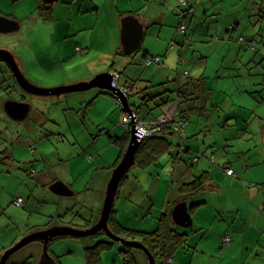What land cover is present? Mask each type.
I'll use <instances>...</instances> for the list:
<instances>
[{"label":"rangeland","instance_id":"rangeland-1","mask_svg":"<svg viewBox=\"0 0 264 264\" xmlns=\"http://www.w3.org/2000/svg\"><path fill=\"white\" fill-rule=\"evenodd\" d=\"M0 1L11 3V0L10 2L9 0ZM29 1L26 0L25 2ZM228 1L230 2L229 4H225L224 7L220 8L222 3ZM249 1L236 0L234 3V0H219L216 4L217 8L212 11L219 22L209 21L207 23L205 31L208 28L212 32L209 35H204L205 40H207L205 44H209L210 39L216 33H220L222 36L232 21L240 22L244 26L247 17L245 16V9ZM240 2L241 5L239 6ZM250 5L251 3H249V7ZM27 7H30L29 4ZM17 9L22 12L25 10V5H19ZM28 22L29 24L24 22L25 26L21 33L16 32L12 35L2 37L0 48L13 51L22 69L21 61L27 64V73L23 69L26 76L34 84L43 88H54L80 82L78 79L84 78L87 75L85 71H82L87 66V60L91 59L94 62L101 51H106L104 50L105 45H109L112 39L108 31L99 28L93 36H86L85 39H87V42L93 43L92 55H88L87 60L83 61L78 58L79 54H75L78 56L76 58V64L80 61L83 64L79 68L80 71L75 70L78 71V75L73 76L74 73L68 67V64L65 67L62 65L65 59L63 56L60 58L59 51L62 50L56 47V45H60L56 36L52 38L53 42L51 44L50 33L45 32V29L39 30L37 27L33 28L32 20L31 22L28 20ZM250 25L253 24L250 23L248 27H251ZM204 26L205 23L200 29H203ZM178 30L179 34H181L179 36L181 40L179 42L177 40V44L179 43V45H176L177 47L175 46V49L174 47L169 50L167 49V58L164 67L169 69L170 72L174 71L173 73L180 75L181 78L182 76L187 77L185 71L191 74V78L197 77V79H201L205 77L207 79V77H216L221 68L220 60L226 57L229 59L227 49L219 48L217 45L212 46L208 49L211 56L202 59L201 57L203 55L206 56L199 47L202 43L199 42V44H196L195 49L198 52L196 54L194 48H189V44L187 43L190 40L189 37H186L181 29ZM202 37V35L197 34L196 41H202ZM173 39L172 37L171 40ZM257 39L259 40V38ZM43 41L49 47L44 52L39 48V45L41 46ZM73 41H68L66 45H71V43L72 45H76ZM258 43L260 42L258 41ZM147 44L145 43L143 46L146 48ZM181 44H183L182 48ZM56 48L57 52L53 50ZM180 49L183 54L180 52ZM141 54L134 55V58H137L133 66L136 70V77L139 72L144 71L145 75L155 76L156 70L153 69V66L156 65L150 67L145 65L146 62H144ZM207 60L210 61L208 68L206 67ZM112 62L113 60L106 64L105 61H101L87 67H90L89 69L95 76L101 72L111 70L112 67H118L113 66L111 64ZM144 78L147 79V77ZM171 78L176 79V76L173 74ZM210 81L212 82V80ZM165 82L169 81L165 80ZM163 83V78L160 76L158 82H156L157 88L168 86L159 85ZM11 85L13 86V91L9 96L8 92ZM202 85L204 87L205 83ZM95 92L98 91L92 89V91L68 93L53 98L34 97L25 93L17 85L8 68L3 63L0 64V174L2 176L4 175V177L6 176V179H1L2 176H0L1 195L3 198V201L2 199L0 200V226H2L0 229V256L36 230L48 228L53 225H68L81 228L85 227L89 221L92 223V226L98 219L100 214L97 215L96 212H98L103 203V198H101L103 193L99 188L106 190L107 187L102 170L98 169L94 172L96 174V176L94 175V180H92V172L95 168L105 167L107 169L105 174H108V178H110L114 170V164L120 155V146L114 143L112 137L117 135L116 137L122 138L126 134V127L122 124L121 116L124 115V112L120 105H118V102L112 106L110 101L101 96H97L92 100V95H95ZM132 94H136L135 91ZM23 95L27 96L28 100H32L34 109L26 120L17 122L6 114L4 103L2 102L8 100L7 98L19 100L20 96L22 98ZM130 103L141 106L142 100L138 95H135L131 96ZM171 106L172 103H165L155 109H159L157 110L159 114L168 113L167 111ZM227 109L225 108L224 110L226 111ZM150 112L151 109H149L148 105H143L142 113L149 114ZM50 113L57 118L54 120L55 125L45 120V117L50 119ZM102 133L108 139L106 137L101 140L98 139V135ZM32 148L36 150L37 156H35ZM263 148L264 145L259 149L263 150ZM9 149V153L6 154ZM89 149L90 152H88ZM83 155V158L86 160L89 158V155H92L94 160L90 156V159H88L89 164L81 161V165H77L75 170H73V179L65 181L64 178H61L64 182L69 183V185H73L74 194L72 196H60L53 193L51 186L54 182H50L47 188L40 183L39 178L42 172L47 171L48 176L52 179L56 176L60 177L63 174L62 171L67 161L74 157L76 159H82ZM209 155L211 154L209 153ZM164 161L158 162L157 165H154L148 170L135 167L129 173V179L121 189V193L114 207L117 210L116 215L119 221L125 227L145 232H152L157 228L164 210L166 196L160 191L157 194L154 191L161 181V184L170 188V181L168 179L170 165L168 169H165L166 163ZM224 161V158H217L215 164L212 165L217 166L215 167L217 170H221V168L223 169L222 165L225 163ZM13 165H17L19 170H15ZM194 166L197 171L199 167ZM144 171L152 177V184L156 180L154 188L150 186V190L148 187L146 188L145 179L142 178V172ZM175 171L177 172V169ZM158 173L161 177L158 176ZM262 179H264V173ZM177 180L182 181L179 175H177ZM215 181L218 184L220 183L219 185L222 187V190L218 191L217 189L210 188L204 194L192 197L191 200L186 197L182 200L183 202L193 201L194 203L206 201L202 206H213L218 212H215V218H212L213 221L209 220V217L202 218L203 221L201 222L204 223L202 226H205L203 228H200L202 226L196 223L192 227L184 228L173 221L172 224L179 232H188L189 234L187 245L176 252L177 257L174 264H221L220 258L223 256L221 253L229 245L223 246L222 243L216 245L217 241L214 237L217 233L216 231L220 229L223 233L227 234L229 232L228 234L234 239L226 252H232L235 246L237 248L242 244L246 248L247 245H252L248 243L246 245L239 240L235 241V236L239 230L237 224L234 229L229 228L228 221L231 222L232 218L228 215V212L234 208L237 209V205L242 202V196L238 193L237 189L231 190L229 187L225 188L226 186L220 180ZM243 181L241 184L245 191L248 189V193H250L249 190H254L252 189V184L249 182L250 180ZM246 181L248 182L247 184L245 183ZM245 185L249 188L244 187ZM29 189L34 190L33 192L31 190V193ZM241 192L245 193L243 191ZM17 196H21L25 200L26 204L24 207H17L13 204ZM218 196L223 197L220 198ZM245 201L248 202L249 200ZM7 205L9 206L7 207ZM6 207L10 213H7V211L4 212ZM173 209L174 206L169 209L170 214H172ZM238 213L239 211L237 215ZM249 214L247 218L249 219L250 232L258 237V242L251 246L254 247L253 254L248 255L251 258L244 257L240 263L264 264V214L262 213L261 216L255 215L251 210ZM94 215L96 220L93 222L89 217H93ZM10 216L13 218H10ZM262 216V219H258ZM256 220H259L258 223H256ZM11 234L12 237H10ZM16 236L20 238L13 241ZM102 240L109 241L105 237L104 239L100 237L61 238L51 245L50 253L56 258L58 264H87L85 248ZM128 240L140 241L141 238L138 236L137 238H128ZM207 248L215 253H208L209 250ZM42 250V242L31 243L16 252L10 258L9 264H17L20 260L23 261V264L27 260V264H39ZM195 250H197L196 255ZM203 250H206V252L203 253ZM132 254L136 257L138 264H149L143 251L134 249ZM124 259L123 253L121 252V245L118 243H114L102 254V264H125ZM223 261L224 264H239L238 260L237 263H234V260L227 262L223 259Z\"/></svg>","mask_w":264,"mask_h":264},{"label":"crops","instance_id":"crops-1","mask_svg":"<svg viewBox=\"0 0 264 264\" xmlns=\"http://www.w3.org/2000/svg\"><path fill=\"white\" fill-rule=\"evenodd\" d=\"M25 1L26 0H11V3H8L7 1H0V15L14 20L19 24V29L13 32L3 33L0 31V42L1 38L4 36L12 35L16 32L21 33L25 26L24 22L29 24L28 20H30V22L32 20L33 28L37 27L39 30L45 29V32L50 33L49 36L51 44L53 42L52 38L56 36V39L60 44L56 45V47L62 50H58L60 58L63 56L65 59L63 60L62 65L65 67L68 64V67H70L71 71L74 73L73 76H76L78 75V71H80L79 68L83 64L80 60H87V56L92 55L93 51V43L87 42V39L85 38L89 35L93 36L96 33V30L99 28L101 30L108 31V33L112 36V39L109 45H105L104 50L106 51H101L100 55L97 56V59H95L94 62H92L91 59L87 60V66L101 61H105L106 64H108L113 60L111 64L118 67H116L117 69L112 67L111 72L120 75L119 83L122 85H130L133 81L137 80V89H145L151 85L155 86L156 82H158L159 77L161 76L164 82L165 80L170 82L168 85L169 90H176L178 85L173 83L174 79L171 78L173 74L176 76V79L181 81L179 85H182V82L185 83L190 80V82H193L192 85H190V90H188V92L192 93L196 90V93H200L199 109H194V103L182 104L180 101H178L181 100V98L179 99L177 92H171L170 94L168 93V95H166L167 93L162 94L163 98L168 97L170 99L169 103H172L171 108H169L167 111L168 113L159 114L157 112L159 109H155L157 108L155 102L158 100H153L152 102L148 103V107L151 109V112L149 114L142 113L141 115V119L144 124L147 127L152 128L155 123L178 121L180 117L179 110L187 111V113L189 112L183 129L175 130L176 133L173 134V141L175 143L183 142L188 148L189 151L185 154L183 159L192 160L199 155V159L195 158V162L192 161L189 166H187L184 161L177 163L175 179L177 180V175H179L183 182L177 180L178 184L173 186L171 185L170 178L169 188L166 185L161 184V181L157 185V188L154 192L157 194L158 191H160L164 196H166V201L164 204L165 210L167 201L176 199L178 195L176 188H178L180 185L191 182L195 179V177H198L205 172H208L211 175V181L208 183L205 191H208L210 188L217 189L218 191L222 190V187L219 185L220 183L218 184L215 180H220L222 184L226 186L225 188L229 187L231 190L237 189L238 193L242 196V202L237 205V209L234 208L228 212V215L232 218L231 222L228 221L229 228L234 229L237 224L239 226V230L235 236V241L239 240L246 245L247 243L252 245H247V249L242 244L237 248L235 246L232 252H226L234 240L232 239L231 235L228 234L229 232L226 234L220 229L216 231L217 233L214 238H216L217 241L216 245H220V243H222L223 246L229 245L221 253L223 255L220 258L221 264H224L223 259H225L227 262L234 260V263H237L238 260L239 264H241L240 261L244 257L251 258L248 255L253 254L254 247L251 246H253V244H257L258 237L254 233L250 232V227L248 224L249 219L247 217L250 213V210L254 212L255 215L261 216L262 213L264 214V179H262V175L264 173V148L263 150L259 149L264 145V17L263 15L259 16V0H250L248 2L245 9V16L247 17L245 19L244 26H242L240 22L232 21L229 24L227 30L224 32L225 35L223 34L221 36L220 33H216V35L210 39L209 44H205V41L207 40H205L204 35H209L212 31L208 28L205 31V28L209 21L216 23L219 22L212 12L217 8L216 4L219 0H181L182 2L179 0L180 4L178 0H55L52 2L51 0ZM235 1L236 0H234V3ZM229 3V1L222 3L220 8ZM249 3H251L250 7ZM28 4L30 6L29 8L27 7ZM19 5H25V10L22 12L19 11L17 9ZM240 5L241 2L239 3V6ZM40 6L44 7L45 12H50V17H46L40 13ZM127 16H133L137 18L144 26V38L138 52L121 55L120 51L124 52L122 45V22ZM181 20H184L185 24L187 25L188 34L193 36V40H188L189 42H187L189 44V48H191V46L195 48L196 44H199V42L202 43L199 47L201 51L206 54V56L203 55L201 57L202 59L209 58L211 56L208 49H210L212 46L217 45L219 48L221 47L222 49H227L229 59L226 57L220 60L221 68L218 71L219 73L216 77H207V79L205 77H202L201 79H197V77L191 78V74L185 71V73H188L187 77L182 76L181 78L180 75L173 73L174 71L170 72L169 69L164 67L167 58V49L169 50L172 47L175 49L177 47L176 45H179V43L173 45L172 41L174 39L176 41L178 40V42L181 40V38H179L181 34H179L178 30L180 26L179 24L181 23H177L181 22ZM204 23L205 26L203 29H200ZM250 23L253 25L248 27ZM197 34L203 36L201 38L202 41H196ZM172 37L174 38L173 40H171ZM241 37H244L248 43L257 42L258 45L255 49H252L253 45L251 46L250 44L247 45L240 42ZM257 38H259V40ZM70 40H74L73 42L76 45H72V43L71 45H66ZM258 41L260 43H258ZM145 43H148L146 48L143 46ZM45 44L46 43L43 41L42 45H39V48L42 49L41 51L43 52L49 49V47H47L48 45ZM182 47L183 44H181V48ZM57 48L53 50L57 52ZM180 52L182 53L181 49ZM195 53H198L197 50ZM75 54H79V57ZM136 54H141L144 62H146L148 57L158 56L162 58L161 63H154L151 65H156L153 66V69L156 70L155 76L145 75L144 71L139 72L136 77V70L133 68L135 61L137 60L136 57L134 58V55ZM231 54L233 55L231 56ZM77 57L80 59L78 64H76ZM209 62L210 61L207 60V68L209 67ZM21 64L27 73V64H24L22 61ZM87 66L82 70L87 73L86 77L78 79L79 81H85L94 76L92 71L89 69L90 67ZM144 77H147V79ZM210 80H212L214 85ZM203 83H205L204 87L202 85ZM165 89H167V87H162L160 91L156 90L155 88L150 90L148 89L146 91L162 92L165 91ZM97 96H99V94L98 92H95V95H92V98L94 99ZM101 97L110 101L112 106L118 102L115 97L108 95H101ZM178 102L180 105H176ZM118 105H120L119 102ZM225 108L228 109L225 111ZM124 115L121 116V120L123 119ZM49 118L50 119H47L45 117V120L55 125L54 120L57 118L54 115H51V113L49 114ZM98 136V139L100 140L104 137L108 139V137L103 133ZM33 152L35 156H37L35 149ZM88 152H90V149ZM209 153L211 155H209ZM90 156L92 157V155H89L88 159H90ZM83 157L84 155L82 156L83 160L76 159V157H74L66 162V165L62 171V176L64 177L56 176L52 179L48 176L47 171L42 172L39 178L40 183L45 185L47 188V185L50 182L55 183V180L58 181L59 179L63 181L61 178H64L65 181H68L69 179H73V170H75L77 165H81V161L87 164L90 163L88 159L86 160ZM217 158L225 159V163L222 165V167L224 169V167L227 166L228 168L233 169L234 174L232 176L227 175L225 173V169L223 170L221 168L222 171L217 170L215 168L217 166L212 165L215 164ZM91 159L94 160V157ZM161 161L166 163L165 169H168L171 162V156L165 155ZM193 163L196 165V167H199L197 171ZM13 167L15 170H19L17 165H13ZM98 169L102 170V175L107 187L110 178H108V174H105L107 171L105 167L95 168L92 172V180H94V175L96 176L94 172ZM197 172L198 174L196 175ZM142 173V178L145 179L144 182H146V188L148 187L149 190L150 186L154 188L156 180L154 184H152V177L150 174H147L146 171ZM0 176H2V174H0ZM158 176H160L159 173ZM2 178L6 179V176L4 177L3 175L1 179ZM243 180H250L249 182L252 184V189L254 190H249L250 193H248V189L245 191L241 184L244 182ZM245 183L247 184L248 182L246 181ZM66 184L71 187L72 190H74L73 185H69V183ZM244 187L249 188L246 185ZM99 189L102 190L101 192L103 193V196L101 198L104 199L105 190L102 188ZM1 190L2 188L0 187V200L2 199L3 201ZM31 190L33 192L34 189H29V192H31ZM240 190L245 193H242ZM218 197L222 198L223 196ZM245 200L249 201L247 202ZM8 206L9 205H7V207ZM204 206L199 207L195 213L192 214L194 223L198 225L200 224L199 226L204 224L201 222L203 221V217H209V220L213 221L212 218H215V212H218V210L213 208V206ZM7 207L4 209V212L7 211V213H10ZM217 207L219 208L218 205ZM100 211L101 207L99 208L98 212H96L97 215L100 213ZM238 211L239 213L237 215ZM10 218L13 217L10 216ZM89 218H91L93 222L96 220L95 215L93 217L90 216ZM262 218L263 216L258 219ZM258 221L259 220H256V223H258ZM1 227L2 226H0V229ZM203 227L205 226L200 228ZM227 236L231 238V242L229 244H224L223 239ZM10 237H12V234ZM19 238V236H16L13 241L18 240ZM196 252L197 250H195V255ZM202 252L205 253L206 250H203ZM209 252L212 251L209 250L208 253ZM212 253L214 254L215 252ZM176 255L177 253L173 257L172 264L175 263V259L177 257ZM19 262L22 261L20 260Z\"/></svg>","mask_w":264,"mask_h":264},{"label":"water","instance_id":"water-1","mask_svg":"<svg viewBox=\"0 0 264 264\" xmlns=\"http://www.w3.org/2000/svg\"><path fill=\"white\" fill-rule=\"evenodd\" d=\"M55 1V0H51ZM19 29L18 22L0 15V31L3 33L13 32ZM144 26L139 20L133 16H127L122 22V45L123 50L127 54H132L139 50L144 38ZM0 62L5 63L9 67L12 75L15 78L17 85L28 95L34 97H59L68 93L87 92L92 89H100L104 92H110L117 97V100L125 114L132 117V124L130 129V140L125 153L119 164L114 168L108 181L105 190V197L101 206V211L96 222L88 228H77L68 225H53L45 229L37 230L13 247L9 248L0 257V264H8L10 258L25 246L34 243L42 242L43 250L39 264H57L56 259L49 251L51 242L61 238H86L104 232L108 238L120 245H127L139 248L143 251L148 259L149 264H157L155 256L141 241H129L115 234L110 226L109 219L115 207L116 200L119 196L120 185L123 177L128 175L135 167L137 161V154L140 144L143 141V136L136 128L135 120L137 113L142 115V106H136L130 103L131 96L136 94L126 92L123 87L119 86V78L116 79V74L111 70L101 72L93 78L80 81L73 84L61 85L54 88H43L34 84L24 73L21 65L17 59L16 54L10 49L0 48ZM118 76H120L118 74ZM119 84V85H118ZM34 105L29 102H21L17 100H8L4 103V110L6 114L14 121H24L31 114ZM51 191L60 196H72L73 190L63 181H56L51 186ZM172 219L177 225L187 228L194 225V220L189 211L188 202H180L172 210Z\"/></svg>","mask_w":264,"mask_h":264},{"label":"trees","instance_id":"trees-1","mask_svg":"<svg viewBox=\"0 0 264 264\" xmlns=\"http://www.w3.org/2000/svg\"><path fill=\"white\" fill-rule=\"evenodd\" d=\"M182 1H185V0H182ZM258 5H259V16L263 15V17H264V8H263L264 0H259ZM39 10H40V13H42L44 16L50 17V12H45L43 6H40ZM182 25L186 28L184 35L186 37H189V39L192 41L193 36L188 34L187 25L185 24L184 20L181 21L179 29ZM240 42L247 44V45H249V44L253 45V49H255L256 46L258 45L257 42L248 43V41L245 40L244 37L240 38ZM172 44L173 45L177 44V41L174 39L172 41ZM192 48H194V47L191 46V49ZM139 50H137V52ZM120 54L121 55H127V53H125L123 51H120ZM155 57H158V56H155ZM149 58H154V57H148L147 59H149ZM187 75H188V73H187ZM174 81H176L175 83L178 85L176 90H172V89L169 90L168 86H166L167 89H165V91H162V92L146 91L148 89L150 90L153 88L160 91L162 87L157 88L156 85L155 86L151 85L150 87H147L145 89H137L136 88V85L138 83L137 80L133 81L130 85H122L120 83L119 84L121 86H124V87H130L132 92L135 91L136 95H138L142 100L141 106L149 105L148 103L152 102L153 100H158V101H156L157 103L155 102V105L157 107H160L165 103H169V101H170V99L168 97L163 98L162 94L167 93L166 95H168V93L170 94L171 92L172 93L177 92L179 99L181 98V100H178V101H180L182 104L194 103V109H199L200 108V98H199L200 93L199 94L196 93V90H195V92H192V93L188 92V90H190V85H192L193 82H190L191 81L190 80V81L185 82V83L182 82V85H179V83L181 82L179 79H174L173 82ZM165 83H168V84H165ZM169 83L170 82H164L163 84H159V85H169ZM163 87H165V86H163ZM95 90L98 91L99 96L108 95L111 97H115L114 94H112L110 92H104L100 89H95ZM115 99H117V97H115ZM92 100H93V98H92ZM176 105H180V103L178 102V104H176ZM178 110H179V108H178ZM179 112H180V115H179L180 117H179L178 121L161 123V124L155 123V125L152 126V128H158L159 130L156 131L154 134L147 135L143 138V141L140 144V148H139V151L137 154V161H136V165H135V167L148 169L149 167H151L153 165H157L158 162H160L161 159L165 155H170L171 156V162L169 164L170 170H169V174H168L169 176L168 177H169V180L171 178V185H173V186L178 184L177 180L175 179V170H176L177 163L184 161L185 164L189 166V164L192 163V161H194L195 158L199 159L198 158L199 155L196 156L195 158H193L192 160L191 159L190 160L183 159L185 154L189 151L188 148L185 146V144L183 142L175 143L173 141V134L176 133L175 125L180 124L182 126H185V123L187 121L186 119L189 115V112L187 113V111L179 110ZM140 117H142V116L140 115ZM112 139H113L114 143H116L120 146V155H119L117 162L114 164V167H113V168H115L119 164L123 154L126 151V148L128 146L129 140H130V134L128 132H126V134L122 138L113 136ZM7 151L8 152L6 154L9 153L10 149ZM226 168H228V167L225 166L224 169H226ZM128 179H129V174L125 175L123 177V179L121 181V185H120V191L124 187V184L126 183V181ZM210 181H211L210 173L205 172L202 175L195 177V179L192 180L191 182H189L187 184L180 185V186L178 185L179 186L178 188L175 187L177 192H178L176 199H173V200L171 199L170 201H167V205L165 206L166 209L163 211V214L160 217L159 224L157 225V228L154 229L152 232L134 230V229H130V228L125 227L123 225V223H121L119 221V219L116 215L117 210H115V208L113 209L112 214L110 216L109 226L115 234H117L121 237L137 238L138 236H140V238H141L140 241L155 256V258L157 260V264H172L173 263V257L176 254V252L180 248L185 247L187 245L189 234H188V232H179V230L172 224L173 219L171 217V214L169 213L170 212L169 209L173 208V206L176 205L177 203L182 202L183 198H185V197L190 198V200H191L192 197H196V196L204 194L205 190L208 186V183ZM120 191H119V195L121 193ZM19 198H22V197L17 196L15 198V200L13 201V204H15L17 207H24L26 204L25 200L22 198L23 204H18L17 200ZM205 202L206 201H202V202L199 201V202L194 203L193 201H189L188 202L189 203V211H190L191 215L194 214L195 211L199 207H201ZM91 224L92 223L89 221V223L84 228L90 227ZM104 235H106V234L104 232H101V233H98L97 235H94L92 237L98 238L99 236H104ZM106 237H107V235H106ZM227 237H229V236H227ZM108 239H109V241L102 240V241L97 242L94 245H90V246L85 248V257H86L87 264H102L103 252L105 250L109 249L115 243L110 238H108ZM224 239H223V242H224ZM230 242H231V238H230V241L228 243L224 242V244H229ZM134 249L140 250L139 248H136L133 246L121 245V252L123 253V256L125 258L124 259L125 264H138L136 257L132 254ZM27 262H28V260L25 261L24 264H27ZM20 264H23V263H20Z\"/></svg>","mask_w":264,"mask_h":264},{"label":"built area","instance_id":"built-area-1","mask_svg":"<svg viewBox=\"0 0 264 264\" xmlns=\"http://www.w3.org/2000/svg\"><path fill=\"white\" fill-rule=\"evenodd\" d=\"M180 29H181V31H183V32L186 31V28H185L183 25L180 27ZM251 46H252V45H251ZM161 61H162V58H161V57L149 58V59L146 60V65H147V66H151V65L154 64V63L159 64V63H161ZM118 78H119V76H118V74H116V79H118ZM118 85H119V84H118ZM119 86H121V85H119ZM121 87H123V89H124L126 92H128V93H133V92L131 91L130 87H124V86H121ZM135 113L137 114V116H136V120H135L136 128H137V130L139 131V133H140L143 137H145V136H147V135L154 134L156 131L159 130L158 128H149V127H147V126L144 124V122L142 121V119H141L139 113H137V112H135ZM132 122H133L132 117H131L130 115H128V114H125L124 117H123V119H122V124L126 127V130H127L128 132H130ZM161 123H165V122H160V124H161ZM183 127H184V126H182V125H180V124H177V125H175V130H181ZM32 149H33V148H32ZM33 150H34V149H33ZM225 171H226V174L229 175V176H232V175L234 174V170L231 169V168H226ZM17 203H18V204H23V200H22V198H19V199L17 200ZM229 241H230V238H229V237H226V238L224 239V242H225V243H228Z\"/></svg>","mask_w":264,"mask_h":264},{"label":"flooded vegetation","instance_id":"flooded-vegetation-1","mask_svg":"<svg viewBox=\"0 0 264 264\" xmlns=\"http://www.w3.org/2000/svg\"><path fill=\"white\" fill-rule=\"evenodd\" d=\"M3 63V62H2ZM2 63H0V64H2ZM4 65H5V63H3ZM6 66V65H5ZM7 68H8V70L10 71V69H9V67L8 66H6ZM10 73H11V71H10ZM11 76L14 78V76L12 75V73H11ZM15 79V78H14ZM16 82V81H15ZM12 84V83H11ZM12 85L10 86V90H9V92H8V94H9V96L12 94ZM7 88V87H6ZM8 100H17V99H15V98H7ZM8 100H6V101H8ZM17 101H21V102H29V103H31L32 105H33V102H32V100H28V97L27 96H22V98H21V96H20V99L19 100H17ZM2 103H5V102H2ZM126 132H128L127 130H126ZM129 133V132H128ZM183 202V201H182ZM102 235V234H101ZM100 238H103L104 239V237L105 238H107L106 237V235H104V236H99ZM98 237V238H99ZM123 238H125V237H123ZM128 239V238H127ZM56 241H58V239L57 240H55V241H52L51 242V245L54 243V242H56ZM51 245H49V251H50V247H51ZM55 258V257H54ZM10 262V261H9ZM23 262V261H22ZM22 262H18L17 264H20V263H22Z\"/></svg>","mask_w":264,"mask_h":264}]
</instances>
